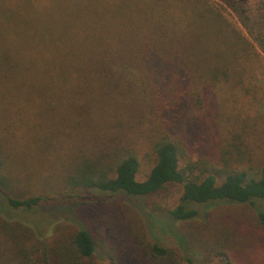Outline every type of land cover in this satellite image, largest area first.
<instances>
[{"label": "trees", "instance_id": "16d2710c", "mask_svg": "<svg viewBox=\"0 0 264 264\" xmlns=\"http://www.w3.org/2000/svg\"><path fill=\"white\" fill-rule=\"evenodd\" d=\"M251 1L0 0V210H33L42 201L14 195V159L34 155L37 141L57 154L66 138L89 131L100 137L99 145L88 146L90 155L62 151V157H79L63 180L69 193L92 189L148 200L177 184L172 221L196 220V205L230 202L250 205L264 229V162L255 174L208 167L186 161L183 146L164 137L153 143L154 165L139 181V153L126 139L107 141L102 133L114 93L131 75V89L144 86L149 74L158 79L157 91L172 88L176 96L173 82L191 78L197 68L232 88L252 78L255 68L260 72L264 0L256 12ZM86 156L94 158H80ZM145 237L144 250L131 243L117 259L108 254L110 264H200L192 249L182 245L178 252ZM96 250L85 226L67 247L50 246L32 227L0 212V264H99L92 261Z\"/></svg>", "mask_w": 264, "mask_h": 264}, {"label": "rangeland", "instance_id": "374dc122", "mask_svg": "<svg viewBox=\"0 0 264 264\" xmlns=\"http://www.w3.org/2000/svg\"><path fill=\"white\" fill-rule=\"evenodd\" d=\"M260 2L251 1L252 11H257ZM1 20L0 12V30ZM200 69L191 78L181 76L173 82L179 87L176 96H172V88L157 91L158 79L149 74L144 76V86L129 88L131 75L114 93L112 113L104 120L102 133L107 141L126 139L139 153V181L146 178L154 165L153 143L164 137H171L183 146L186 161L249 174L258 173L262 166L264 66L258 73L255 68L251 75L256 74L244 78L242 84L240 80L235 82L237 88L224 80L213 82L207 75H200ZM118 132L123 135L121 140ZM73 137L76 138V131ZM99 138L89 131L73 141L66 138L65 148L55 146L63 148L57 154H52L48 146L38 147V141L34 143V155L12 161L11 173L16 178L14 195L42 196V201L33 210L5 207L7 212L3 209L0 212L12 221L32 227L40 237L49 239L50 246L67 247L73 233L85 226L96 239L92 261L99 264H110L107 255L117 259L122 250L130 249L131 243L144 250V235L146 240L178 252L182 245L192 249L200 264H264V229L248 204L196 205V220L176 223L168 212L179 203L181 186L177 184L167 185L162 193L148 200L92 189L76 193L64 190V177L79 157H62V151L79 148V153L90 155V147L99 145ZM3 200L0 199V204ZM152 209L154 213H150ZM125 257L130 258V253Z\"/></svg>", "mask_w": 264, "mask_h": 264}]
</instances>
